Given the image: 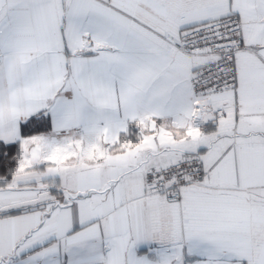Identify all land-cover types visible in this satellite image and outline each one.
I'll list each match as a JSON object with an SVG mask.
<instances>
[{
  "label": "snow or ice",
  "instance_id": "obj_1",
  "mask_svg": "<svg viewBox=\"0 0 264 264\" xmlns=\"http://www.w3.org/2000/svg\"><path fill=\"white\" fill-rule=\"evenodd\" d=\"M0 264H264V0H0Z\"/></svg>",
  "mask_w": 264,
  "mask_h": 264
}]
</instances>
